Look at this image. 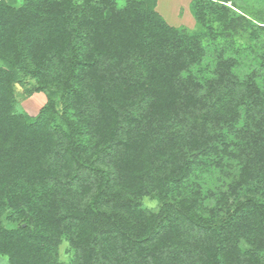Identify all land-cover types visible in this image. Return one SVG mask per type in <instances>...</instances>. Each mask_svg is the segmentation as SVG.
<instances>
[{
    "label": "trees",
    "instance_id": "16d2710c",
    "mask_svg": "<svg viewBox=\"0 0 264 264\" xmlns=\"http://www.w3.org/2000/svg\"><path fill=\"white\" fill-rule=\"evenodd\" d=\"M158 1L0 0L9 264H264V0Z\"/></svg>",
    "mask_w": 264,
    "mask_h": 264
},
{
    "label": "rangeland",
    "instance_id": "374dc122",
    "mask_svg": "<svg viewBox=\"0 0 264 264\" xmlns=\"http://www.w3.org/2000/svg\"><path fill=\"white\" fill-rule=\"evenodd\" d=\"M119 1L123 3V0ZM191 3L192 0H159L157 10L172 26L193 29L195 27V19L192 13ZM30 85L28 87H30ZM16 89L19 100L17 111L20 113L36 115L47 102V95L45 92L28 93L23 86H17ZM143 203L145 207L150 210L157 211L160 208V202L151 197L145 198ZM66 247V243L60 246V255L62 259L67 258L65 253ZM0 264H9L6 256L0 255Z\"/></svg>",
    "mask_w": 264,
    "mask_h": 264
}]
</instances>
